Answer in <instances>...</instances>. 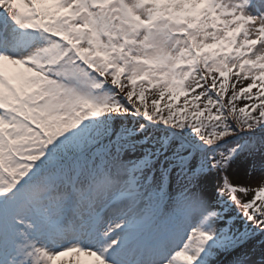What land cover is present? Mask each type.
Returning <instances> with one entry per match:
<instances>
[{"label": "snow or ice", "instance_id": "obj_1", "mask_svg": "<svg viewBox=\"0 0 264 264\" xmlns=\"http://www.w3.org/2000/svg\"><path fill=\"white\" fill-rule=\"evenodd\" d=\"M256 241L264 264V0H0V264Z\"/></svg>", "mask_w": 264, "mask_h": 264}, {"label": "rangeland", "instance_id": "obj_2", "mask_svg": "<svg viewBox=\"0 0 264 264\" xmlns=\"http://www.w3.org/2000/svg\"><path fill=\"white\" fill-rule=\"evenodd\" d=\"M182 99L183 98H181V101L180 102H182ZM162 103H163V101H162ZM241 182L245 186L250 183V181H248V180H242ZM253 251L257 253L255 255L254 259L256 260L257 264H259V261H260V256H259V241H256L255 242ZM231 259H232L231 256H221L220 259H219V261H218V264H229V261ZM79 260H80V264H91L90 260L88 258H86V257H80ZM57 264H77V261H76L75 256H72V257H62V258H60L57 261ZM180 264H183V262L181 261Z\"/></svg>", "mask_w": 264, "mask_h": 264}]
</instances>
